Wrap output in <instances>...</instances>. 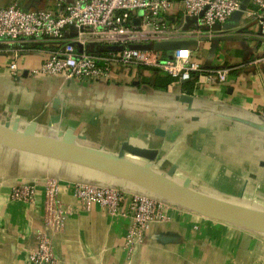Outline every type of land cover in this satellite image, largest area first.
<instances>
[{"label":"crops","instance_id":"0c3cea01","mask_svg":"<svg viewBox=\"0 0 264 264\" xmlns=\"http://www.w3.org/2000/svg\"><path fill=\"white\" fill-rule=\"evenodd\" d=\"M12 0H0V8ZM69 0H62V2ZM172 10L181 17L180 0ZM57 0H20L23 10L55 8ZM229 17L216 41L189 38L203 66L231 67L226 80L188 82L147 66L114 67L107 80L63 81L33 74L57 49L53 40L0 41V124L15 120L42 138L127 162L150 166L220 201L264 213V38L247 16ZM68 32L66 39L72 38ZM88 50L97 45L88 44ZM16 62V74L8 68ZM190 83V82H189ZM191 97V104L180 96ZM17 118V119H16ZM58 176V199L68 211L52 246L56 264H264V235L206 218L174 204L165 221L151 224L132 252L124 239L127 213L97 204L83 208L71 181L94 182L130 192V181L0 146V264H26L34 232L43 223L44 179ZM36 185L34 206L9 198L11 187Z\"/></svg>","mask_w":264,"mask_h":264},{"label":"built area","instance_id":"2783aa9c","mask_svg":"<svg viewBox=\"0 0 264 264\" xmlns=\"http://www.w3.org/2000/svg\"><path fill=\"white\" fill-rule=\"evenodd\" d=\"M20 0H12L0 8V41L17 42L53 40L57 49L49 53L33 74L51 76L63 81L107 80L115 66H147L156 68L179 83L194 76H206L216 83L226 80L231 67H208L197 61L187 46L171 51V58L153 48L135 49L130 45L176 41L183 33L184 20L190 23L185 29L189 38L210 41L225 21L239 10L242 0H180L181 17H175L173 0H57L55 8L23 10ZM264 38V0H251L247 11ZM74 34L66 39L68 32ZM97 45L88 50V44ZM105 46L119 50L98 49ZM15 76L16 62L8 64ZM60 179H44L43 223L48 230L34 232V245L26 256V264H56L52 246L53 235L62 230L68 211L59 201ZM83 208L92 204L105 207L110 213L121 212L130 216L124 247L132 252L143 240L151 224L165 221L171 206L153 196L125 192L119 188L82 181L67 183ZM37 188L34 183L23 182L11 187L9 198L34 206Z\"/></svg>","mask_w":264,"mask_h":264},{"label":"water","instance_id":"95a60500","mask_svg":"<svg viewBox=\"0 0 264 264\" xmlns=\"http://www.w3.org/2000/svg\"><path fill=\"white\" fill-rule=\"evenodd\" d=\"M248 1L242 0L239 10L230 17L240 18L243 11L247 8ZM216 39V37H213L211 41H216ZM187 44L188 42L185 41H167L150 45H130L129 47L140 50L153 48L162 52L164 58L170 59L172 50L187 46ZM98 49L119 50L121 47L105 46L98 47ZM179 100L191 104V97L188 95L182 94ZM0 146L78 165L110 177L133 182L142 188V192L131 193L147 194L160 201L184 206L206 218L264 235V213L260 211L220 201L191 188L188 181H176L166 174L151 169L150 166L127 162L75 147L67 138L62 142H58L48 138L37 137L29 128L20 127L18 120H15L11 126L0 124ZM91 184L100 185L94 182H91Z\"/></svg>","mask_w":264,"mask_h":264},{"label":"trees","instance_id":"16d2710c","mask_svg":"<svg viewBox=\"0 0 264 264\" xmlns=\"http://www.w3.org/2000/svg\"><path fill=\"white\" fill-rule=\"evenodd\" d=\"M194 77L191 80H189L190 83L187 81L188 82L187 87H186L187 90H189L191 88V86H193V83L196 80V78H194ZM167 78H168L167 80H171L172 79L170 76H168Z\"/></svg>","mask_w":264,"mask_h":264}]
</instances>
